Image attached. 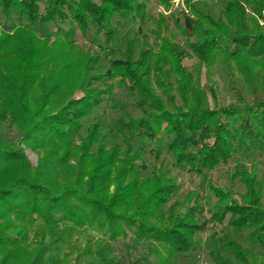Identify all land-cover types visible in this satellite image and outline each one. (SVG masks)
Returning a JSON list of instances; mask_svg holds the SVG:
<instances>
[{
    "label": "trees",
    "instance_id": "1",
    "mask_svg": "<svg viewBox=\"0 0 264 264\" xmlns=\"http://www.w3.org/2000/svg\"><path fill=\"white\" fill-rule=\"evenodd\" d=\"M198 1L0 0L24 22L0 29V264H64L95 230L156 264L204 234L212 264H264V0ZM202 67L228 102L209 104ZM81 255L119 264L104 243Z\"/></svg>",
    "mask_w": 264,
    "mask_h": 264
},
{
    "label": "rangeland",
    "instance_id": "2",
    "mask_svg": "<svg viewBox=\"0 0 264 264\" xmlns=\"http://www.w3.org/2000/svg\"><path fill=\"white\" fill-rule=\"evenodd\" d=\"M182 6L178 8L171 7L172 10H184L187 14H189V11L184 5L183 0ZM201 2H207L209 4V8L212 12H217L219 9V0H200ZM198 1V2H200ZM200 2V3H201ZM185 7V8H184ZM158 12H162L164 16L168 15V11L164 12L161 7H158L156 9ZM256 19V18H255ZM16 25H23L24 22H22L21 19H17L16 21H6L5 17L0 12V29H6L12 24ZM256 23L261 27V32H264V20L262 19H256ZM31 29L35 31V33L39 36L45 37L54 32V29L52 25L41 23V22H35L31 25ZM192 62L185 60L184 64L189 66ZM236 72V69H235ZM206 70L204 67L200 69L199 72V79L201 86L205 87L208 92L209 96V104L215 108L218 107L221 103H226L230 100V93L227 92L224 88V81L220 79V76L218 74H215L208 78L206 77ZM82 96V93L78 92L75 94V97ZM118 98H124V95L122 92H118ZM117 114L114 112H109V117H115ZM4 129V134L10 136L11 138L16 136L15 130L12 127L8 126V123L6 121L2 124ZM208 144L211 143V140L207 142ZM25 154L27 156V160L30 165L35 166L38 162V156L35 152L31 151L30 149L25 150ZM218 179L221 182H226L227 184H230L227 172L225 168H219L217 172ZM185 177V176H184ZM183 177V178H184ZM237 187V186H234ZM233 187V189H235ZM189 188V184L186 182L183 184V188L181 192H185ZM236 190V189H235ZM30 239L32 238V234L29 235ZM131 235H127V237L120 236L116 240H108L103 233L100 231H91V232H84L82 231L79 238L75 239L74 242H76L78 248H65L64 249V255H63V261L64 264H85V257H83L82 250L83 247L87 245H92V248H97L99 245H102V243L107 244V248L109 249V252L111 255H114L116 257V260L119 262V264H129V262L135 261V258L139 257L140 255H146L145 259H140L138 262L139 264H156L154 261V257L152 254H146V249L140 245L139 243L133 241L131 238ZM35 238V237H34ZM203 238V244L196 249L195 251H191L189 255L182 256L177 255V257L174 258L173 262L174 264H212L210 261V258L207 255V234L202 235ZM37 250V248H34Z\"/></svg>",
    "mask_w": 264,
    "mask_h": 264
},
{
    "label": "built area",
    "instance_id": "3",
    "mask_svg": "<svg viewBox=\"0 0 264 264\" xmlns=\"http://www.w3.org/2000/svg\"><path fill=\"white\" fill-rule=\"evenodd\" d=\"M172 6H173L174 8L181 7V6H182V1H181V0H173V2H172Z\"/></svg>",
    "mask_w": 264,
    "mask_h": 264
}]
</instances>
